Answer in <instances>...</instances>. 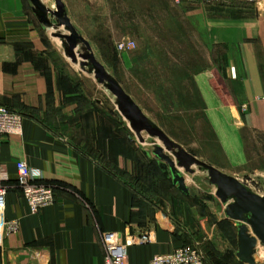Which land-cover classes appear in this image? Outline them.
<instances>
[{
	"label": "crops",
	"instance_id": "obj_1",
	"mask_svg": "<svg viewBox=\"0 0 264 264\" xmlns=\"http://www.w3.org/2000/svg\"><path fill=\"white\" fill-rule=\"evenodd\" d=\"M61 1L92 47L82 19L93 20L107 1ZM43 2L55 9L54 0ZM153 2L148 9L159 7ZM162 4V17L136 16L141 25L162 28L134 47L135 103L198 159L220 170L264 172V164L253 165L264 161V0ZM53 31L38 21L30 0H0V104L22 115L20 134L0 137V164L9 176L4 217L12 224L0 231V264H104V232L148 233L149 242L128 248L127 263L149 264L156 254L201 243L208 229L235 245L223 254L206 240L208 264H244L236 256V222L211 208L221 207L216 196L193 192L186 178L188 193L178 189L145 147L151 138L135 137L94 78L75 77ZM188 40L198 68H188ZM204 56L210 69H203ZM197 141L214 146V156L192 148ZM18 161L53 187V203L36 213L17 185Z\"/></svg>",
	"mask_w": 264,
	"mask_h": 264
},
{
	"label": "water",
	"instance_id": "obj_2",
	"mask_svg": "<svg viewBox=\"0 0 264 264\" xmlns=\"http://www.w3.org/2000/svg\"><path fill=\"white\" fill-rule=\"evenodd\" d=\"M30 1L38 21L54 29L52 36L59 39L65 56L82 71L91 74L113 97L115 113L128 122L138 140L145 142L147 137L152 139L153 153L159 158L160 166L171 173L173 183L180 191L188 193L182 170L193 174L197 169L206 174L225 216L237 224V258L244 264H258L254 253L258 245L264 248V195L257 194L236 177L198 159L148 118L98 60L89 41L71 23L61 0H54L55 9L49 8L42 0Z\"/></svg>",
	"mask_w": 264,
	"mask_h": 264
},
{
	"label": "rangeland",
	"instance_id": "obj_3",
	"mask_svg": "<svg viewBox=\"0 0 264 264\" xmlns=\"http://www.w3.org/2000/svg\"><path fill=\"white\" fill-rule=\"evenodd\" d=\"M106 2H101V6L99 11L94 10L96 13L93 20H89L87 17L83 18L82 20L85 21L84 26L92 30V33L88 36H92L95 39L91 40L92 48L98 60L103 63V65L113 74L117 75L120 79V83H122L124 89L132 96L134 99V47L139 45H146V35L155 34L159 32L158 28H162L161 25H147L138 23V18L136 16H147L151 15L156 18L162 17L164 15L163 10V0H153L155 4H157L158 8H149L152 0H106ZM167 1V0H164ZM178 1V0H176ZM254 1V0H253ZM50 2V1H48ZM143 7V8H142ZM173 12V9L171 8ZM173 14V13H172ZM140 17V18H141ZM146 19V18H145ZM92 22V23H90ZM146 22V21H145ZM161 23V21L159 22ZM81 26V27H84ZM189 29V28H188ZM129 41L132 43L130 49H127L124 52H121L117 48V44L121 41ZM204 43V42H203ZM135 45V46H134ZM192 45V47H191ZM210 52V50L203 44V53ZM194 47L193 41L188 40V68H195L194 63L197 62L198 68V61L199 57H194ZM209 58L204 56L202 58L203 69L207 70L210 69ZM191 62V65H190ZM72 70L74 71L76 78H81L85 83H88V78H93L90 74L87 75L86 72H82L80 67L77 64L71 65ZM221 69V68H220ZM215 79L214 82L219 80L216 78L218 75L215 72ZM103 88V87H98ZM90 89V88H89ZM100 90V89H98ZM105 94V98L110 102H112L113 97L109 94L107 90L103 88ZM95 92L96 90L93 89ZM205 130V129H204ZM205 132V131H204ZM147 148L151 150V139H149L148 143L146 144ZM192 148L196 149L199 154L204 155V157L214 156L212 155V151H214V146H212L209 142H201L197 141L192 144ZM216 157V155H215ZM215 163L219 165H225L224 161H221L219 158L213 159ZM264 164V161L258 160L253 163V165H261ZM195 173L189 174L182 170L183 176L186 178V182L193 192L198 194L208 195L212 198L214 195V187L211 185L208 180L206 179V174L203 172L195 169ZM221 171L232 175L239 179L242 183L250 187L254 192L259 195H264V172L261 170L258 171H242L236 170L232 167H224ZM193 182V183H192ZM216 198V197H215ZM211 208L216 213L217 217L223 218V206H217L214 202H211ZM209 230V229H208ZM207 230L206 239L202 240L201 243L196 242L199 244L201 249L205 252L202 248L204 244H206V240H210L214 242L220 251L226 253L228 249L233 250L235 248L234 244L229 245L228 242H223V238L217 236L218 234L213 231ZM226 231V230H225ZM206 235V234H205ZM228 245H227V244ZM228 246V247H227ZM206 257L208 258L207 253L205 252ZM257 258L261 260L258 256ZM258 264H264V259L262 261H257Z\"/></svg>",
	"mask_w": 264,
	"mask_h": 264
},
{
	"label": "built area",
	"instance_id": "obj_4",
	"mask_svg": "<svg viewBox=\"0 0 264 264\" xmlns=\"http://www.w3.org/2000/svg\"><path fill=\"white\" fill-rule=\"evenodd\" d=\"M253 1V0H249ZM135 46V45H134ZM132 43L121 41L117 48L124 52L130 49ZM22 125V115L19 112L10 110L0 104V137L20 134ZM16 181L32 213L48 206L54 201V190L51 185L37 181V173L33 171L25 162L16 163ZM9 179L6 169L0 164V231L5 227H12L4 217L5 193L4 182ZM148 233L132 235L123 238L117 232H104L101 234V242L104 250V264H128L127 250L132 245L149 242ZM149 264H208L205 252L199 244L191 246H180L170 252L156 254Z\"/></svg>",
	"mask_w": 264,
	"mask_h": 264
},
{
	"label": "bare ground",
	"instance_id": "obj_5",
	"mask_svg": "<svg viewBox=\"0 0 264 264\" xmlns=\"http://www.w3.org/2000/svg\"><path fill=\"white\" fill-rule=\"evenodd\" d=\"M43 1V0H42ZM46 2V1H45ZM50 5L53 6V2L50 1ZM115 106V105H114ZM135 135V134H134ZM136 137V136H135ZM183 173V172H182ZM193 183V182H192ZM258 247H261L260 245L257 246V248L255 249V253H254V257L257 261H262V260H259L257 258V255H259L260 257L264 258V248H262L261 251L258 252Z\"/></svg>",
	"mask_w": 264,
	"mask_h": 264
}]
</instances>
